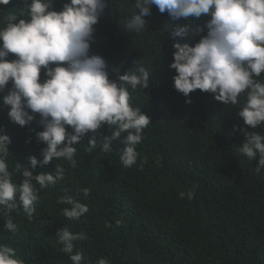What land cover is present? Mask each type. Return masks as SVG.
<instances>
[{"label":"trees","instance_id":"1","mask_svg":"<svg viewBox=\"0 0 264 264\" xmlns=\"http://www.w3.org/2000/svg\"><path fill=\"white\" fill-rule=\"evenodd\" d=\"M65 2L54 0L53 7L60 11ZM138 12L135 0H107L90 42V55L105 60L110 79L123 83L119 77L140 65L150 73L147 89L128 86L131 106L151 117L136 146L137 163L131 168L119 163L127 133L113 140L112 152L107 153L89 152L88 133L73 145L75 168L55 158L37 166L34 175L54 173L59 165L65 169L64 179L39 190L31 220L22 205L13 212L15 233L5 229L6 218L0 215V244L14 248L24 264H72L56 237L66 226L87 236L74 241V253L84 256L82 264H97L100 258L108 264H264V170L255 172L259 157L250 160L239 153L245 136L234 130L235 125L264 135V124L252 129L238 115L246 96L232 106L197 89L189 94V104V97L175 89L177 73L169 67L174 43L194 45L207 29L194 37L172 33L189 23L203 26L210 16L173 20L153 5L142 32H125L120 21ZM12 13L18 16L17 23L28 19L25 0L0 5V28L6 27L4 17ZM14 58L9 54L8 59ZM45 78L42 69L41 79ZM259 79L264 82V74ZM6 94L7 89L0 92V134L11 138L7 162L13 182L20 184L24 178L15 171L18 163L31 169L30 156L42 159L45 145L37 141L36 133L43 126L39 114L26 126L13 122L8 116L11 106L3 103ZM111 131L105 124L97 136H110ZM193 187L195 199L179 197ZM84 188L89 189L86 197ZM65 195L86 204L88 213L79 220L64 217L62 210L71 205L57 199ZM16 200L19 204V193Z\"/></svg>","mask_w":264,"mask_h":264},{"label":"clouds","instance_id":"2","mask_svg":"<svg viewBox=\"0 0 264 264\" xmlns=\"http://www.w3.org/2000/svg\"><path fill=\"white\" fill-rule=\"evenodd\" d=\"M11 0H0L7 5ZM28 19L15 13L4 17L6 27L0 28V92L7 89L3 103L11 106L9 118L26 126L37 114L43 130L36 133L42 159L30 156L31 169L17 165L15 171L23 176V182H13L7 157L10 136L0 134V215L6 218V230L15 233L17 225L12 214L21 207L31 220L36 212L39 190L55 186L65 176V169L56 166L54 173L41 172L34 175L38 165L53 161L67 160L72 168L77 166V147L88 133V150L99 149L112 152V141L123 133L122 154L119 163L131 168L137 163L139 153L136 146L142 142L143 130L151 123V117L140 108L130 104L128 86L149 87L150 73L143 67L125 72L119 77L120 83L109 78L105 60L100 55H90V42L95 32L94 25L107 7V0H66L62 10L53 7L54 0H31L27 3ZM155 5L161 14L173 20L199 19L210 16L203 26L189 23L178 26L173 37L195 36L207 29L194 45L174 43L176 51L169 67L176 70L174 87L191 103L189 94L194 90L211 93L225 105L239 104L240 97L246 96V103L238 115L245 125L252 129L264 124V0H135L139 10L121 22L123 30L140 33L144 30L146 15H151ZM15 54L14 59H8ZM42 69L45 79H41ZM11 81L12 87L8 88ZM107 125L110 136H97L98 130ZM69 126L71 131H69ZM242 131L245 141L239 146V153L250 160L259 157L255 172L264 170V135ZM146 162V158L141 163ZM35 181V184L33 183ZM36 185H39L37 189ZM84 196L89 189H82ZM19 193V204L16 195ZM179 197L195 199V188L181 191ZM60 204L71 205L62 214L68 219L79 220L89 208L74 197H58ZM117 226L121 220L116 221ZM110 226V225H109ZM61 252L67 254L72 264H82L84 256L74 253V241L86 240L85 233H74L68 227L56 232ZM0 264H24L16 250L7 244H0ZM97 264H108L100 258Z\"/></svg>","mask_w":264,"mask_h":264}]
</instances>
